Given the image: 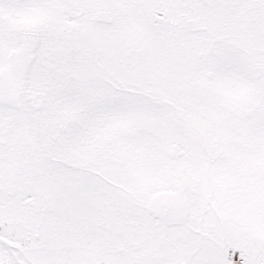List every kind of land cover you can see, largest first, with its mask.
<instances>
[{
  "label": "snow or ice",
  "instance_id": "1",
  "mask_svg": "<svg viewBox=\"0 0 264 264\" xmlns=\"http://www.w3.org/2000/svg\"><path fill=\"white\" fill-rule=\"evenodd\" d=\"M0 264H264V0H0Z\"/></svg>",
  "mask_w": 264,
  "mask_h": 264
}]
</instances>
